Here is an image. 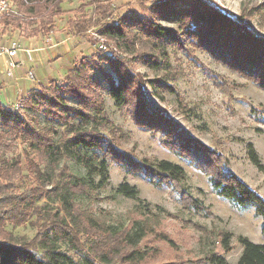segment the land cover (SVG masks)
Here are the masks:
<instances>
[{
  "label": "rangeland",
  "instance_id": "obj_1",
  "mask_svg": "<svg viewBox=\"0 0 264 264\" xmlns=\"http://www.w3.org/2000/svg\"><path fill=\"white\" fill-rule=\"evenodd\" d=\"M158 1L161 0H64L61 3L63 11L55 15L52 22L41 24V17L35 13L30 16L33 23L28 26L25 23L13 26L17 20L11 21L13 25L0 23V40L14 39L23 49L34 51L33 62L25 59L28 52H19L22 64L14 70L13 77L0 71V100L18 108L31 122H42L41 114L22 108L20 99L25 95V89L47 85L53 79L63 82L76 59L105 46L106 52L114 55L130 80L128 102L118 108L106 90L101 73L95 68L90 73L100 86L91 84L89 92L92 97L99 95L105 102L113 125L114 144L138 160L176 162L183 166L186 179L181 185L156 184L142 168L129 169V166L121 167L110 161L107 183L91 189L88 194L75 196V214L66 220L72 224L78 238V249L71 251L90 256L99 264H208L206 256L209 252L222 253L230 264H236L242 250L237 240L239 234L264 243L261 218L255 215L252 205L240 206L212 188L207 172L213 173L219 163L214 168L200 167L194 159L182 157L172 149L173 144L168 143L170 136L163 135L164 131L159 127L162 119L150 124L138 114L136 107H141L144 101L145 106L156 110L170 127L188 135L206 152H214L218 158L221 154L222 160L225 159L221 165L230 168L264 197V79H252L239 71L249 68L247 61H241V66H237L239 70L232 68L231 59L226 56L230 53L227 50L232 51V48L227 45L222 47V56L216 57L181 33L180 45L166 37L157 47L156 39L132 28L127 47H118L97 30L98 25L115 22L129 11L149 14L163 26L176 29L175 21L154 14V4ZM210 1L230 18L243 13L252 30L264 36V14L252 11L264 0ZM70 21H84L87 27L80 32L74 31L69 27ZM134 32L137 36H133ZM53 43L58 45L43 48ZM147 57L156 58L160 62L158 67L147 65ZM98 61L105 69H111ZM29 69L35 74L34 80L27 76ZM14 85L18 87V96H13L11 102H4L6 90L13 89ZM248 143L253 145L263 169L249 159ZM24 146L19 140L14 141L11 149L0 150V159H12L23 152ZM64 163L74 172H84L71 161L65 160L60 165ZM24 174L26 176L17 183L19 190L36 183L33 175H28L26 170ZM48 176L40 182L44 188L50 187L48 179L56 182V175L50 173ZM121 182L135 186L137 197L119 193L116 188ZM180 187L187 189L190 196ZM192 198L203 208L192 207ZM42 202H47L48 222L53 220L56 209L62 212L55 201L44 197ZM133 222H141L147 228L136 246L129 244L121 234L123 230L130 231ZM6 229L17 240L31 238L37 230L35 215L19 226L7 224ZM225 231L232 234L229 251H224L220 244ZM135 250L145 252L146 257L140 262L133 261L128 255Z\"/></svg>",
  "mask_w": 264,
  "mask_h": 264
},
{
  "label": "trees",
  "instance_id": "obj_2",
  "mask_svg": "<svg viewBox=\"0 0 264 264\" xmlns=\"http://www.w3.org/2000/svg\"><path fill=\"white\" fill-rule=\"evenodd\" d=\"M17 1L23 16L1 17L0 23L13 25L11 21L17 20L13 26L18 27L20 23L28 26L33 23L30 16L36 13L41 17L40 23L44 24L52 22L53 17L63 11L61 3L64 0ZM154 6V14L171 22L175 21L177 28L165 27L149 14L129 11L121 14L115 22L98 25L97 30L118 47H127L132 28H137L144 36L156 39L157 47L166 37L170 42L180 45L181 33H185L196 45L213 52L216 57L222 56V47L227 45L232 48L226 54L231 59L232 68L239 70L237 66H241V61H247L249 68H241L239 71L242 70L252 79H264V36L252 30L243 13L230 18L211 4L210 0H161ZM252 11L264 14V3ZM85 26L84 21L69 22L70 29L77 32L82 31ZM134 33L133 36H137ZM106 49L104 46L90 55H82L76 59L68 68L63 82L53 79L47 85L40 84L26 91L20 99L22 108L41 114L42 122H31L18 108L0 101V150L11 149L16 140L25 145L21 154L12 159H0V264H99L90 256L76 255L71 251L78 249V238L72 224H68L66 220L72 219L75 214L77 194H88L91 189L101 188L107 183L110 161L121 167L129 166V169L142 168L151 182L156 184L168 182L181 185L186 179L183 166L176 162L168 159L138 160L119 150L114 144L113 125L105 102L99 95L92 97L89 92L91 84L100 86L90 73L94 68L101 73L106 90L118 108L128 102L130 80L119 67L114 55L106 52ZM98 60L111 69L102 67ZM145 61L151 67H158L160 63L156 58L150 57ZM145 104L143 101L141 107H136L138 114L150 124L162 119L159 127L164 131L163 135L170 136L168 143L173 144L172 149L177 150L182 157L194 159L200 167L205 165L214 168L219 163L213 173L207 172L212 188L240 206L252 205L255 215L262 220L261 229L264 232V197L230 168L223 167L221 164L225 163V159L222 160L221 154L218 158L214 152H206L188 135L170 127L163 116ZM248 156L253 164L263 169L251 143H248ZM65 160L71 161L84 172H74L66 163L60 165ZM24 170L28 175L34 176L36 183L19 190L17 183L26 176ZM50 173L57 176L56 182L46 179L50 187L44 188L40 182L49 177ZM180 188L190 196L187 189ZM116 190L132 198L138 195L136 187L127 182L119 183ZM44 197L55 201L62 209L61 213L60 209H56L53 220L49 222L46 218L49 213L46 209L47 202L40 203ZM192 200V207L198 210L203 208L197 199ZM31 215H35L37 225L34 236L15 239L6 225H22ZM129 229L131 230L122 231V237L136 246L146 234L147 228L141 222H133ZM231 237L232 234L227 231L221 235L220 244L224 251L231 249ZM237 240L242 250L236 264H264V243L253 241L242 234L237 236ZM63 244L66 247H62ZM128 256L133 261L140 262L146 257V253L135 250ZM206 261L208 264H230L219 252H209Z\"/></svg>",
  "mask_w": 264,
  "mask_h": 264
},
{
  "label": "built area",
  "instance_id": "obj_3",
  "mask_svg": "<svg viewBox=\"0 0 264 264\" xmlns=\"http://www.w3.org/2000/svg\"><path fill=\"white\" fill-rule=\"evenodd\" d=\"M24 1L27 2L26 0ZM22 16L23 12L14 0H0V18H20ZM22 50L28 52L27 54L30 53L29 49H23L17 40H0V62H4V73L6 76H14V70L21 64V60L18 55ZM27 76L32 80L35 79V74L31 69L27 71Z\"/></svg>",
  "mask_w": 264,
  "mask_h": 264
},
{
  "label": "crops",
  "instance_id": "obj_4",
  "mask_svg": "<svg viewBox=\"0 0 264 264\" xmlns=\"http://www.w3.org/2000/svg\"><path fill=\"white\" fill-rule=\"evenodd\" d=\"M64 41L66 42L67 41V39L65 38L64 39ZM55 45H58V43H53V44H48V45H45L43 48H47V47H54ZM33 52L34 51H31L29 54H25V59L28 61V62H33L34 61V57H33ZM19 56V55H18ZM20 59V58H19ZM21 60V59H20ZM2 62V63H1ZM0 63H1V67H0V71H2V70H4V62L3 61H1ZM21 64H22V60H21ZM21 64H20V66H21ZM19 66V67H20ZM4 72V71H3ZM33 86H30V87H27L25 90H28L29 88H32ZM1 88H3V87H1ZM13 89H7L6 90V95H4V102L6 101H8V100H10V102L11 101H13L12 100V97L14 96H16V94H17V96H18V87H17V85H14L13 87H12ZM19 88H21V87H19ZM1 101V100H0Z\"/></svg>",
  "mask_w": 264,
  "mask_h": 264
}]
</instances>
